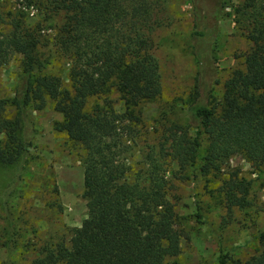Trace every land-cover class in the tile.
<instances>
[{
	"label": "trees",
	"instance_id": "trees-1",
	"mask_svg": "<svg viewBox=\"0 0 264 264\" xmlns=\"http://www.w3.org/2000/svg\"><path fill=\"white\" fill-rule=\"evenodd\" d=\"M163 2L53 0L52 10L62 11L63 19L52 44L69 64L67 81L48 70L37 28L15 19L6 32L0 26V67L11 54L21 56L14 96L0 98V161L26 156L27 111L47 104L62 115L54 128L83 150L87 219L68 240L43 246L31 264H163L180 252L181 238L168 196L167 158L204 175L216 174L235 155L264 164V0H239L229 13L250 46L223 81L219 105L208 106L196 89L189 107L194 127L168 125L158 149L142 161V174L122 160L138 136L141 105L161 93L152 35L163 25L156 15ZM218 4L197 0L196 9L215 16ZM207 33L197 25L193 31L197 39ZM9 106L13 116L6 114ZM202 136L207 145L200 157ZM225 187L229 210L247 206L248 181L231 171ZM250 243L254 251L246 257L221 247L203 264H264V231Z\"/></svg>",
	"mask_w": 264,
	"mask_h": 264
},
{
	"label": "rangeland",
	"instance_id": "rangeland-1",
	"mask_svg": "<svg viewBox=\"0 0 264 264\" xmlns=\"http://www.w3.org/2000/svg\"><path fill=\"white\" fill-rule=\"evenodd\" d=\"M53 0H0V26L4 32L13 19L39 30L41 56L48 70L67 81L68 62L56 53L52 42L63 12L52 10ZM239 0H219L211 12H199L197 0H164L156 15L163 25L153 32V53L161 76V93L141 105L138 136L129 143L123 161L142 174V161L157 150L160 135L173 123L191 125L189 107L196 89L210 107L219 105L222 84L229 72L242 64L249 43L235 29L229 13ZM198 28L208 33L197 39ZM21 73V56L11 54L0 67V98L14 96ZM16 109L9 106L8 116ZM26 156L13 163L0 161V264H31L45 245L68 240L71 229L87 219L83 192V150L54 128L62 118L51 104L29 108ZM27 141V140H26ZM200 157L207 145L201 137ZM167 168L168 196L181 231L180 252L163 264L213 262L222 247L246 257L254 246L246 245L251 235L264 231V164L253 166L240 155L231 157L216 174L204 175L192 168H180L174 161ZM231 171L249 182L248 204L226 206L225 181ZM200 212L201 216L197 213Z\"/></svg>",
	"mask_w": 264,
	"mask_h": 264
}]
</instances>
